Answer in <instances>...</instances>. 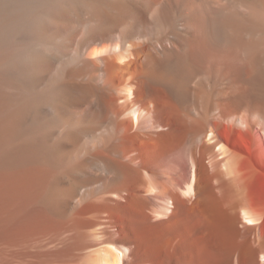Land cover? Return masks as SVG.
Listing matches in <instances>:
<instances>
[{
	"label": "bare ground",
	"instance_id": "obj_1",
	"mask_svg": "<svg viewBox=\"0 0 264 264\" xmlns=\"http://www.w3.org/2000/svg\"><path fill=\"white\" fill-rule=\"evenodd\" d=\"M260 184L264 0H0V264H264Z\"/></svg>",
	"mask_w": 264,
	"mask_h": 264
},
{
	"label": "rangeland",
	"instance_id": "obj_2",
	"mask_svg": "<svg viewBox=\"0 0 264 264\" xmlns=\"http://www.w3.org/2000/svg\"><path fill=\"white\" fill-rule=\"evenodd\" d=\"M259 187H260V190L262 191V193H264V188H263L264 186L262 184H260Z\"/></svg>",
	"mask_w": 264,
	"mask_h": 264
}]
</instances>
